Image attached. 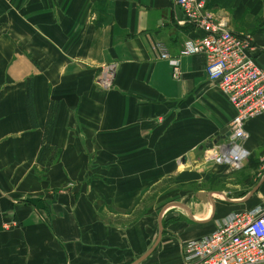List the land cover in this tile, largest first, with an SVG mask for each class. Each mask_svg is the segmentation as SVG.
<instances>
[{"label":"crops","instance_id":"crops-1","mask_svg":"<svg viewBox=\"0 0 264 264\" xmlns=\"http://www.w3.org/2000/svg\"><path fill=\"white\" fill-rule=\"evenodd\" d=\"M203 1L214 21L251 36L264 66V0ZM182 18L172 0H0V264H180L185 241L264 202V166L247 167L264 153V113L245 123L234 188L175 181L227 174L207 151L227 141L234 115L205 55L180 56L202 35ZM46 143L49 163L38 161ZM169 179L179 194L144 213Z\"/></svg>","mask_w":264,"mask_h":264},{"label":"built area","instance_id":"built-area-1","mask_svg":"<svg viewBox=\"0 0 264 264\" xmlns=\"http://www.w3.org/2000/svg\"><path fill=\"white\" fill-rule=\"evenodd\" d=\"M172 1L182 12V24L189 23L202 32L184 43L180 56L204 54L208 79L234 110L227 141L210 148L209 159L227 164L232 171L240 170L249 155L238 143L247 137L245 123L264 113V66L253 57L255 45L251 36L233 32L214 21L203 0ZM155 50L161 59L169 58L160 43ZM171 70L172 78L179 80V57L171 59ZM112 77L113 71L105 73L100 85L109 86ZM180 264H264V202L229 214L208 235L185 241Z\"/></svg>","mask_w":264,"mask_h":264},{"label":"rangeland","instance_id":"rangeland-1","mask_svg":"<svg viewBox=\"0 0 264 264\" xmlns=\"http://www.w3.org/2000/svg\"><path fill=\"white\" fill-rule=\"evenodd\" d=\"M6 7L5 6L3 7V11L5 10ZM28 10H29V8H25L24 9V11H28ZM5 11H7V9ZM199 97L200 96H198V98H197V96L195 95L196 102H198ZM251 160L253 162H255L256 166H257L256 163L259 164L260 168H259L258 171H259V173H262L263 169L261 168V166L263 167V165H264L263 155H261L260 157H256L255 159L251 158ZM247 162H250V161L248 160ZM228 170L229 171H227V174L225 175V179H223L224 181L218 183L217 185L214 182L212 183V185H213L212 186V192H218V191H221V190L230 191V189L234 188L235 184L232 182L233 180H229L228 181L226 178H232V176L234 174L238 173V172H232V170H230V169H228ZM230 175H231V177H230ZM258 181L259 180H253L251 183H249L250 184V185L248 184L249 188L252 189L256 185V183ZM209 184H210V182H204V183L203 182H199L197 184H194L192 188L197 189V190H199V189L208 190ZM241 185H244V184H241ZM181 187L182 188H189L188 185H186V186L182 185ZM177 188H178L177 183L176 182L172 183L170 179L164 181V183H161L159 185L158 189L154 193L150 194L148 197H146L144 199L143 212L146 213L148 211L151 215L154 214L156 216L157 212H159V210L161 209V206H163L165 204L166 200L163 203H161V202L163 201V199H165V198L169 197L170 195H172L171 191L175 192V194H179L178 191L176 190ZM158 203H160V204H158ZM138 208L135 209V210L138 211ZM171 213L173 215L174 214H178V212L175 211L174 209L169 210V211L166 212L167 215H169ZM135 216H136V214L134 213L133 217H135ZM170 218H171V216H170Z\"/></svg>","mask_w":264,"mask_h":264},{"label":"trees","instance_id":"trees-1","mask_svg":"<svg viewBox=\"0 0 264 264\" xmlns=\"http://www.w3.org/2000/svg\"><path fill=\"white\" fill-rule=\"evenodd\" d=\"M59 103H53V106L50 107L49 110V115L51 116V114L53 113V115L56 114L57 112V108H58ZM52 124H53V119H51L50 117H48L47 119V123H46V133L48 132L49 129L52 128ZM50 145L48 143H46L43 148L42 151L39 155L38 161L41 162V160H47V162L49 163L50 161H52V159H54V155L51 153L50 154ZM51 155V156H50ZM250 162V164L247 165V167L250 168H254L255 167V162H253L251 160V158L248 159ZM254 166V167H253ZM239 171V170H237ZM241 171V169H240ZM232 172H236V171H232ZM193 179V180H201V182H210L208 189L212 190V183L214 182L216 185L222 181H224L223 179H225V175L224 174H210V173H206V174H197V173H188V172H183L180 175H178L176 177V182H183L189 179Z\"/></svg>","mask_w":264,"mask_h":264},{"label":"water","instance_id":"water-1","mask_svg":"<svg viewBox=\"0 0 264 264\" xmlns=\"http://www.w3.org/2000/svg\"><path fill=\"white\" fill-rule=\"evenodd\" d=\"M229 135H230V132H227L226 137H228Z\"/></svg>","mask_w":264,"mask_h":264}]
</instances>
